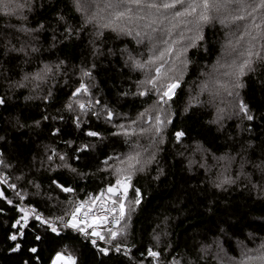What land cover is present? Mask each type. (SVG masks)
<instances>
[{"label": "trees", "instance_id": "16d2710c", "mask_svg": "<svg viewBox=\"0 0 264 264\" xmlns=\"http://www.w3.org/2000/svg\"><path fill=\"white\" fill-rule=\"evenodd\" d=\"M17 3L22 15L0 10V174L6 178L0 182V264H52L57 252L71 254L75 264H229L240 257L241 245L254 249L264 240V65L243 78L238 98L223 90L214 95L209 76L225 71L217 61L226 59L231 26L205 25L204 39L186 53V68L183 57L168 60L165 68L174 64L177 78L183 69L181 87L169 104L154 106L155 92L139 95L151 86L139 83L145 71L134 64L153 55L147 40L137 44L110 30L96 35L97 27L86 23L98 12L92 0H80L83 10L76 0ZM97 3L103 8V0ZM195 35L185 30L177 52ZM82 83L88 91L73 95ZM238 99L252 121L237 114ZM176 132L184 135L177 140ZM137 153L140 163L129 168L135 162L127 157ZM126 177L120 252L110 246L105 255L99 252L104 241L93 246L81 233L62 227L57 235L31 219L26 237L9 239L20 207L65 218L75 199L101 198ZM36 235L42 239L35 241ZM17 243L20 250L11 251ZM148 248L160 256L148 257Z\"/></svg>", "mask_w": 264, "mask_h": 264}, {"label": "snow or ice", "instance_id": "6c2138e0", "mask_svg": "<svg viewBox=\"0 0 264 264\" xmlns=\"http://www.w3.org/2000/svg\"><path fill=\"white\" fill-rule=\"evenodd\" d=\"M76 3L77 10H83L80 0H76ZM92 3L96 4L98 12H94L89 16L86 23L94 24L97 27L96 35H103V30H110L118 35L133 37L137 44H144L145 40L150 44L149 51L153 55H150L143 62L135 60L134 64L137 69L145 71V79L139 81V83L141 85L151 86L150 89L146 88L144 91L139 92V95L145 96L149 92H155L158 99L154 101V106L169 104L175 96L176 90L181 87L183 69H181L179 78H177L174 74L176 72L174 64L165 68L168 60L174 54L177 59L183 57L181 59V65L186 68L189 63L186 57L188 49L199 46L197 42L204 39L203 27L211 22L218 21L221 25L225 27L231 26L233 29L230 31L231 38L228 39L225 45L224 55L226 59L223 64L217 61V64L224 68L225 71L219 72V69H214L212 73H209L210 79L216 87L214 95H218L219 91L223 90L227 96L238 98L240 96L238 89L244 87L243 78L249 73L254 72L257 64L264 65V0H103V8L99 7L97 0H92ZM0 5L3 6L0 10H3L6 15H22L21 10L23 9V4L17 3V0H0ZM97 16H99V19H97ZM22 18L26 19V17ZM165 22L167 23L165 24ZM149 29L150 31H147ZM185 30H195L196 35L189 37L188 44L183 45L177 52L176 45L183 40ZM156 32L161 33L160 38L153 35ZM174 34H177V38H174ZM245 37L248 38L247 41H245ZM159 45H163V47H159ZM153 65H155L154 68L152 67ZM85 75H90V73L85 72ZM221 77L224 79H221ZM205 88H207V84H205ZM81 90L87 92L88 86L82 83L73 95H76ZM4 103V98L0 97V104ZM236 107L238 109L237 114L242 119L252 121L255 118L242 99L237 100ZM80 108L83 109L84 105L80 104ZM158 110L163 111L162 108H158ZM139 115L143 117L145 113L141 112ZM111 116L112 113L109 112L108 118L111 119ZM155 119L158 124L163 123L160 116H156ZM168 122L171 123L170 120ZM141 131L143 132L144 129H141ZM160 131L161 128L157 127L156 132L160 133ZM87 135L97 136L98 133L89 131ZM183 135V132L175 133L177 140ZM51 158L50 156L49 159ZM60 159L63 160L64 156H60ZM127 160L130 162L134 161L135 163H129V168H135V164L140 163L139 153L135 156L129 155ZM104 163L107 164V160ZM65 166L67 167L68 165ZM72 170L75 171V169ZM140 170L142 171L143 169ZM116 171L120 172L121 170L117 169ZM125 179L128 180L130 177H126ZM0 182H6V178L0 176ZM53 183L56 182L53 181ZM121 184L122 182L117 179L116 185L121 186ZM57 186L61 187L64 192L74 191L71 187H65L63 185ZM9 187L16 188V185L11 184ZM115 187L109 186L107 191L114 193ZM127 191V186H124L125 196L127 195ZM133 191V202L139 205L141 191L139 188H135ZM100 195L103 196V192ZM4 197L5 193L0 191V198ZM99 198L95 197L94 199ZM86 202L80 201L72 211L70 219L67 221H65L63 216L55 217V221H59L64 228H71L83 234L85 238L95 237L94 239H90V243L93 246H96L97 241L100 240L112 245L115 251L120 252L122 248V242H118L120 232L108 228V237H106L96 231L99 224L103 223L106 218H97L93 223L87 225H82L77 219V213L80 212ZM8 203L11 204L12 201L8 200ZM19 211L23 215L12 225L17 231L9 236L11 241H17L18 237H26L25 229L29 228L28 209L20 207ZM32 212H35V209H32ZM120 213L121 218H123L124 208L122 202ZM34 219L39 221L41 225L46 226V231L50 229L51 232L59 235L57 224L53 221L43 219L41 215H35ZM112 222L118 223L119 221L113 217ZM86 228H91L92 231L88 232ZM41 239L42 237L40 235L35 236V241H40ZM156 239H159V237ZM20 248L21 244L17 243L11 251L16 252ZM29 251L37 253L38 248L31 247ZM108 251V248H99V252L105 255L108 254ZM128 251L131 250L128 249ZM147 256L157 258L160 256V253L154 251L152 248H148ZM57 260H65L67 264H75V257L71 254L65 256L64 253L57 252L52 264H56ZM229 260L230 264H264V240L254 249L241 245L240 257L238 259L229 258Z\"/></svg>", "mask_w": 264, "mask_h": 264}, {"label": "built area", "instance_id": "2783aa9c", "mask_svg": "<svg viewBox=\"0 0 264 264\" xmlns=\"http://www.w3.org/2000/svg\"><path fill=\"white\" fill-rule=\"evenodd\" d=\"M0 176L4 177L3 174H0ZM122 184L121 186L116 185L115 180L114 184L110 186H116L114 193H109L108 191L103 193V196L99 199H94L95 195H90V200H79L75 199L73 204V209L71 210L70 214L65 217V221L70 219L72 211L75 209V207L79 204L80 201H87L84 205V207L81 208L80 212L77 213V219L81 222L82 225H87L90 223H93V221L97 220V218L103 219V223H100L99 226L96 228V231L100 232L101 234L105 235L107 233V229L111 228L113 231L120 230L123 222L126 219V214L124 211V216L121 218L120 208H121V202L123 203L129 196L128 191L127 195H124V186H127L128 188V182L124 178H118ZM124 208V203H123ZM26 209L29 211V219L35 220V215H41L43 219L51 220L54 223L57 224L58 229L62 228L63 225L59 221H55V218H51L48 216L43 215L42 213L35 210V212H32V209H34L32 206H26ZM113 217H115L119 222L113 223ZM39 222V221H38ZM64 228V227H63ZM72 230L71 228H67ZM86 231L91 232V228H86ZM83 235V234H82ZM84 236V235H83ZM95 237H89V239H94ZM100 242V240H98ZM112 246L109 244H105L104 248H108ZM121 250H123L121 248Z\"/></svg>", "mask_w": 264, "mask_h": 264}, {"label": "water", "instance_id": "95a60500", "mask_svg": "<svg viewBox=\"0 0 264 264\" xmlns=\"http://www.w3.org/2000/svg\"><path fill=\"white\" fill-rule=\"evenodd\" d=\"M56 264H67V261H65V260H57Z\"/></svg>", "mask_w": 264, "mask_h": 264}, {"label": "rangeland", "instance_id": "374dc122", "mask_svg": "<svg viewBox=\"0 0 264 264\" xmlns=\"http://www.w3.org/2000/svg\"><path fill=\"white\" fill-rule=\"evenodd\" d=\"M89 8H90V7H89ZM95 11H97V9H96ZM167 67H168V66H167ZM167 67H166V68H167ZM0 191H1V188H0ZM115 191H116V190H115ZM229 264H230V263H229Z\"/></svg>", "mask_w": 264, "mask_h": 264}]
</instances>
